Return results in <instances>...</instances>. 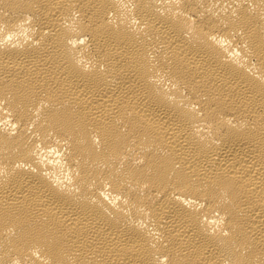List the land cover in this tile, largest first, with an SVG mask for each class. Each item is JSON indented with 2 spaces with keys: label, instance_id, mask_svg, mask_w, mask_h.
I'll list each match as a JSON object with an SVG mask.
<instances>
[{
  "label": "bare ground",
  "instance_id": "1",
  "mask_svg": "<svg viewBox=\"0 0 264 264\" xmlns=\"http://www.w3.org/2000/svg\"><path fill=\"white\" fill-rule=\"evenodd\" d=\"M0 264H264V0H0Z\"/></svg>",
  "mask_w": 264,
  "mask_h": 264
}]
</instances>
